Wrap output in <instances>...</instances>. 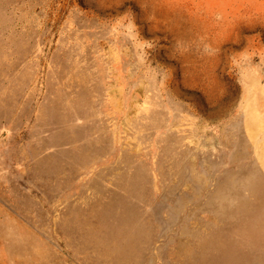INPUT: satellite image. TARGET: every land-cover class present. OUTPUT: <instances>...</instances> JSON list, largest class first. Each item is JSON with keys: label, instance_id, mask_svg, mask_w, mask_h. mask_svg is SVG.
<instances>
[{"label": "rangeland", "instance_id": "obj_1", "mask_svg": "<svg viewBox=\"0 0 264 264\" xmlns=\"http://www.w3.org/2000/svg\"><path fill=\"white\" fill-rule=\"evenodd\" d=\"M0 264H264V0H0Z\"/></svg>", "mask_w": 264, "mask_h": 264}]
</instances>
